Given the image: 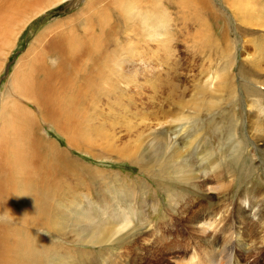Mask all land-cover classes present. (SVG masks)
Instances as JSON below:
<instances>
[{
    "label": "rangeland",
    "instance_id": "374dc122",
    "mask_svg": "<svg viewBox=\"0 0 264 264\" xmlns=\"http://www.w3.org/2000/svg\"><path fill=\"white\" fill-rule=\"evenodd\" d=\"M55 1L51 0V5L43 11L38 10L39 13L29 11L26 14L19 11L15 3L9 6L14 0H0V148L10 155L16 152L19 138L12 135L8 120L24 110L30 117V138L38 137L43 145L53 144L70 162L71 169L70 176L65 174L66 178L57 172L50 176L55 180L54 194L70 192L61 194L63 203L58 207L64 212L66 221L50 218L44 222L46 228H33L29 232L33 237L30 241H36L25 246L21 258L35 254L37 260L31 264H61V261L63 264H264V233H261L264 230V28L256 27L258 23L261 25L259 20L251 21V14L243 10L235 17L230 10L231 0L130 1L136 5L123 0L132 6L131 17L122 11L116 0H102L106 8H98L89 16V0H60L61 3L53 5ZM250 2L264 16V0ZM163 13L167 18L171 48L167 57L153 43L156 38L147 36L149 27H145L147 21L150 23L153 19L155 22ZM247 16L246 21L250 24L255 21L256 26L248 27L240 21ZM263 16L260 21L264 23ZM103 17L107 21L106 29L111 32L110 36L107 33L105 42L99 30V18ZM5 24L17 26L13 39H1ZM61 24L62 38L68 40L74 36L78 40L68 47L76 48L73 53L80 70H83V56L78 49L96 53L91 60L96 62L95 66L84 75L78 73L77 78L75 74L69 76L81 87L77 103L85 108V125L91 129L87 132L85 127L84 132L77 131L72 139L43 120L33 103L15 89L22 75L17 73L18 69L22 72L30 48L35 52L40 49L36 38L44 30ZM252 41L261 43L260 54L254 55ZM119 48L121 53L117 55L115 49ZM119 57H123L126 64L117 72L114 64ZM44 59L51 70L59 65L54 53ZM99 71H110V91L97 75ZM34 76L42 79L44 73ZM88 82L90 88L86 89ZM100 85L109 93L99 89ZM171 86L175 98L164 102ZM120 89L123 96L126 94L124 97H118ZM159 108L161 112L167 111L165 119L158 114ZM96 114L100 116L98 120ZM178 116H185V121L174 122ZM32 121L36 125L34 130L30 127ZM249 124H258L260 128ZM15 126L20 131L24 127L17 123ZM165 131L167 139H172H168V144L175 142L183 146V150H187L186 142L200 133L187 154L197 182L204 184L200 189L191 185L192 182L177 181L170 172L164 171L162 163L147 164L142 159L152 151L155 136ZM86 138L91 141L88 143ZM134 143L141 144L139 154ZM33 148L39 152L43 147L38 143ZM40 164L44 170L51 168L45 160ZM221 166L232 170L231 174L223 175L222 191L210 178L213 169L220 167L215 170L219 172ZM89 172L94 174L88 175ZM12 177L10 172L1 183L13 185ZM74 201L80 206L78 209L74 208ZM52 204L56 207L57 200ZM75 209L81 212H74ZM201 213L204 216L197 219ZM124 217L135 222L139 231L123 230L109 243L89 241L91 235L99 232L98 225L103 227ZM9 220L6 215L0 216L3 223ZM23 228L26 226L16 224V229L23 232ZM246 230L254 231L253 238L244 237ZM100 242L99 238L96 243ZM13 256L18 259L19 252L3 254L10 259ZM9 264L29 262L9 260Z\"/></svg>",
    "mask_w": 264,
    "mask_h": 264
},
{
    "label": "bare ground",
    "instance_id": "6f19581e",
    "mask_svg": "<svg viewBox=\"0 0 264 264\" xmlns=\"http://www.w3.org/2000/svg\"><path fill=\"white\" fill-rule=\"evenodd\" d=\"M50 1L51 0H49V1H47V0H23V1L14 0V2L10 3L9 6H13L15 3V4H17L19 11H21V12H24L27 14L29 11L31 13L37 11L36 13H39V11H43L44 9H46L47 7H49L51 5ZM63 1H66V0H63ZM130 1L131 0H129V2ZM5 2L6 1H4L3 3H5ZM56 2L61 3L60 0H58V1L56 0L53 3V5ZM116 2L117 3L120 2L119 6H121L122 11L126 14H129V16H130V12H131L130 7H132V6H130V3L132 5L133 1L128 3V4H127V2H124L123 0L122 1L116 0ZM230 2H231L230 10L235 15V17L236 16L238 17V15L243 10L244 13H247V14L250 13L251 14L249 16L251 21H252V19L259 20L261 25H259V23L256 22V24L258 23V25L256 26L255 21H254V23L250 24V21H246L249 19L248 16L246 19H243L244 17L243 18L241 17L242 19H240V21L243 20L244 23H246L248 25V27H252L255 25L256 27L264 28L263 21H260V18L263 15L260 13V11L257 7L254 8L255 5H253L250 2V0H231ZM255 2H257V1H255ZM225 3H226V1H225ZM134 4H133V7H134ZM98 8L99 9L106 8L102 0H89L87 11H88V13L89 12L90 13L88 14V16L95 14V12L97 11ZM15 11H17V10H15ZM8 13H9V10H8ZM31 13H29V14H31ZM84 16H85V14H84ZM143 17H141L140 20H142ZM146 17L147 16L145 15V18ZM149 19H151V18L149 17ZM149 19H147V20H149ZM99 20H100L99 30H100V34L102 37L101 40H102V42H105L106 38H108V36L111 35V32H109L108 28L106 29L107 21L105 20V18L104 17H103V19L99 18ZM12 22H14V21H12ZM147 22H148V26H147V23L145 26V27H149V29L147 30V33H148L147 36L152 37V38H156V39H154L156 41H154L153 43H155L157 49L161 48V50H163L165 57H167V55L169 53V49L171 50V48H169L170 38L168 37L169 36L168 35V25H167V18L165 17V14L163 13L161 16H157V19L155 20V22H153V19H152V21H150V23H149V21H147ZM82 23L84 26H86L85 25L86 23L84 20L82 21ZM21 25H24V23H22ZM62 26L63 25L61 24L59 27H54V29H52V30L46 29L36 38L35 43L39 44L38 47L40 49H39V51L35 52L34 50H31V48H30L29 54L27 53V55L25 57L26 61L22 65V68H21L22 72H20V70L18 69L17 73H20L22 75L20 78V82H18L16 84L15 89L22 97L29 100V102L33 103V105L35 106L38 113L42 116L43 120H46L47 122L53 124L55 126V128L57 130H59L61 133H63L67 138L72 139L77 131L78 132H84L85 131L86 125H85L84 119H86L85 118L86 114H85V108L82 106V104L77 103L79 101V95H80L79 87L80 86H77L75 84V82L72 81V78H70V77L75 74L76 76L74 75V77L77 78L78 73H82L84 75V73L87 72V70L89 68H92L93 66H95L96 62H92L91 60L93 58H95L96 53L90 52V51L82 49V48L78 49L79 53L82 54V56H83V70H80L81 66H80L76 56L73 53V49H76V48L68 47V46H70L72 41L76 42L78 40L74 36L68 37V40H65V38H62L61 36L63 34L61 33V31L64 30L62 28ZM16 27L17 26L12 27L10 25H6L5 26L6 30L3 33V36L1 37V39H4V38L6 39V37H10L11 39H13L15 36V32H17L15 30ZM22 27L23 26H21L19 28V30ZM87 29L88 28L86 26V30ZM161 31H162V33H161ZM107 33H108V36H107ZM53 34H55V35H53ZM253 44H254V50H253L254 55L260 54L261 50H262L261 46H260L261 43L259 44L258 42L254 41ZM119 47H120V45H119ZM32 48H33V46H32ZM120 48L115 49V51L117 52V53L116 52L115 53L117 55L121 53ZM156 50H153V51H156ZM158 50L160 51V49H158ZM129 52H130V50H129ZM53 53L58 58V61H59L58 64L59 65L54 70H51L50 69L51 66L45 62L44 58L46 55L51 56ZM131 53H134V51ZM134 55H135V53H134ZM155 56H157V55L155 54ZM115 57H116V55H115ZM157 57L159 58V56H157ZM168 57H170V55ZM122 59H123V61H122ZM122 59L119 57L117 62H115V64H114L115 68L118 70L117 72L121 71L122 67L125 66V64H126L125 59L123 57H122ZM142 60H144V59H142ZM166 60H167V58H166ZM166 60H164V61H166ZM168 61H170V60H168ZM88 62L90 64H87ZM155 62H158V61H155ZM141 63H143V62H141ZM161 63H163V61ZM90 65H91V67H90ZM157 65H159V64H157ZM109 66H108L107 70H109ZM26 69H27V71H25ZM38 72L39 73L43 72L44 78L39 79L38 77H35L34 75H36ZM114 73H115V71L113 72V74ZM97 75L99 76V78L101 76L102 81L104 82V83L102 82V84L104 85L105 88H107L106 90H109L110 89L109 83L111 80L110 71H108V73L104 72V71H99V74H97ZM89 81H91V80H89ZM105 83H107L108 85H106ZM58 85L61 86L60 89L59 88L57 89ZM85 86H86V89L90 88L89 87L90 82L86 83ZM74 88H75V90H74ZM77 88L79 90L76 91ZM113 88H114V85H113ZM62 89H64L63 93H61ZM99 89L102 90L101 85H100ZM200 89H204V88H200ZM173 90H174V88L171 86V90H170L171 92L169 91V94L165 98L166 101H164V102L169 103L175 98V93ZM198 90H199V88H198ZM102 91L106 94L109 93V92H105L104 90H102ZM199 91H202V90H199ZM121 92H122V90L120 89V92L117 93L118 97L123 96V94ZM98 100H99V98H98ZM108 100H106V101H108ZM109 101L111 103V100H109ZM116 102H117V100H116ZM172 103L174 104V102H172ZM90 109L92 111V106H90ZM157 111H158V114H160L161 116L164 115V119L168 115L166 110H165V112H161V110L159 108ZM101 112H103V111H101ZM83 115H84V117H83ZM92 116H94V115L92 114ZM96 116H97V114H96ZM98 117H100V116L98 115L96 117L97 120H98ZM101 117H102V114H101ZM185 119H186L185 116H178L174 122H183V121H185ZM29 120H30V117H29L28 113L25 112L24 110L19 111L16 118L12 115V117L8 120V126L12 132V135L16 139L19 138L18 139L19 146L16 147V152L12 153L13 155L12 154L10 155V153H8V152L6 153L5 152L6 149L1 150V148H0V216L6 215L10 219L9 222H7V223H3V221H0V224L2 225V227L0 228V264H7V263L9 264V260H11V261L19 260L22 262L27 261V262H29V264L33 263L35 260H37L35 257L36 256L35 254H30L26 258L25 257L21 258V255L23 254V250H24L25 246L32 245L34 243V241H36V240L30 241V239H33V237H31L32 235H30L29 232H32L33 228H36L38 230H41L42 228L44 229V227L46 226L44 224V222L48 221L50 218L57 217L60 220V218L64 219V216H65L64 212L62 213L60 210V208H61L60 204L63 203L61 194L62 193L67 194L68 190L62 191L61 194H54L53 186L55 184V180H52L50 176L55 172H57L58 175H60L61 177H64V178L67 177V175H65V174H69L68 176H70L71 169L68 166V165H70V162L68 163L66 157L54 149L53 144L43 145L44 144L43 142L38 141V139H39L38 137H35V139L30 138V136H29ZM91 121H88V123L90 124ZM231 121H233V120L231 119ZM93 122L95 123V121H92V123ZM16 123L24 126L22 131H20L19 129L16 128V126H15ZM163 123H164V120H163ZM163 123H161V125H163ZM256 123H257V121H256ZM158 125H160V124H158ZM255 125L254 126L250 125V126L254 127V128L256 126H258V124L256 126ZM35 126L36 125H35L34 121H32L30 123V127L34 130ZM94 127L98 128L97 126H94ZM87 128L88 127H86V129ZM230 129H231V127H230ZM89 130H91V129L88 128V131L87 130L86 131L89 132ZM92 131H94V134L96 133L95 130H92ZM85 134H86V132H85ZM83 136H84V133H83ZM86 136L88 137L89 135H86ZM90 136H92V135H90ZM167 136L168 135H167L166 131L165 132H159V134H157L154 138L155 144L152 148V151L147 155L148 157H143L142 159L146 160L147 164L148 163L151 164L152 161H154V162L158 161L159 163H162L164 165L163 166L165 169L164 171L170 172L169 174H171L173 177H175L177 179V181H179L180 183H189V182L191 183L192 182L191 185H196L200 189L201 187L204 186V184L202 182H199V181L197 182L198 177L195 174V170L191 164V161L187 157L189 147H191L195 143V140L200 136V133H198L194 138H191L186 142L187 150H183V146L182 147L178 146L175 144V142L174 143L172 142L171 145H170V143L168 144L169 137L167 139ZM255 136L256 135H254V137ZM257 136H259V135H257ZM153 137H152V139H153ZM94 138H96V137H94ZM88 139H91V138H88ZM152 139H151V141H152ZM258 139H260V138H258ZM133 140H134L133 142H136L135 139H133ZM169 140H172V139H169ZM90 141L91 140H88V143ZM148 142H146V143H148ZM38 143H41V146L43 148L40 149L39 152H36L33 147L37 146ZM134 144H135V147H137L136 152L138 153V150H141L140 149L141 144L140 143H138L139 145H137L136 143H134ZM163 144L165 147H162ZM149 145H150V147L152 146L151 143ZM132 146H134V145H132ZM138 147H139V149H138ZM143 147H145V146H143ZM38 149H39V147H37V150ZM133 149H134V147H133ZM124 150H125V148H124ZM132 151L133 150H131L130 153H132V155H134V153ZM126 152H129V151H126ZM130 153L128 155H130ZM137 153H135V155ZM237 158H238V156H237V153L235 152L234 159L237 160ZM44 160L50 163V165H51V168L49 166L50 169L44 170L42 168V165L40 164V162H42ZM160 166H162V165H160ZM221 167H222V170H220L219 172H215V170L219 169L220 167L214 168L212 171L213 173H211V176H210L212 182L217 183L218 184L217 186L219 187L220 190L222 189L221 184L223 182L222 179L224 178L223 175L232 173V170H230V168L228 166H221ZM9 169H10V171H9ZM10 172H11V174H13V177L10 178L13 181V185L2 184L1 180L5 177H9ZM90 174H91V172H89L88 175H90ZM92 174H94V173H92ZM189 192H191V191H189ZM193 194H195V193H193ZM54 196H56V198H54ZM68 197H70V196H68ZM72 197H73V199H75L74 195ZM177 197H179V196H177ZM125 198L126 197L124 196V199ZM55 199L57 200V206L56 207H54V205L52 204V202L55 201ZM65 203L66 202H64V204ZM74 204H75L74 208L78 209L80 207L76 202ZM58 207H60V208H58ZM69 207L70 206H68V208ZM63 209H64V207H63ZM76 209L74 212H78V210H76ZM172 209H173V207H172ZM68 210H67V212H69ZM80 212H78V213H80ZM202 214L203 213L198 214L199 216L197 215L198 216L197 219H200ZM67 219L69 220L70 217H67ZM68 222H70V221H67V223ZM17 223H19L21 226H24V225L26 226V228H23V232L20 231L19 229H16ZM134 223L132 222V220L130 218L124 217L123 220H119V221H116L114 223H107V224L103 225V227L98 225V231L99 232H95V233L93 232L94 234L91 235L88 239L92 244L109 243L113 239H115L118 236V234L120 235V233L123 232V230L129 229V230L134 231L136 229L139 231V229H140L139 226L134 224ZM58 226H59L58 229L60 231L64 230L61 225H58ZM67 226H68V224H67ZM54 228L56 229V227H54ZM83 229H84V227H83ZM252 229L254 231L257 230L256 226L252 227ZM91 230H92V228H91ZM94 230H95V228H94ZM254 231L246 230L244 232V237L245 238H253ZM250 232H251V234H250ZM262 232L264 233V230H262L261 233ZM63 233L66 234V231H63ZM86 233H88V232L86 231ZM99 238L102 242L96 243V241H98ZM9 239L12 240L11 243H10ZM9 244H12V245L10 246ZM9 248H10V250H9ZM229 249H230V247H229ZM7 251H9L11 253L12 252L13 253L19 252L18 259H16L15 256H13L11 259L9 257H3V254L8 255L9 252H7ZM44 253H45V251H44ZM45 255H46V253L44 254V256ZM60 263L63 264L62 261ZM57 264H58V262H57Z\"/></svg>",
    "mask_w": 264,
    "mask_h": 264
}]
</instances>
